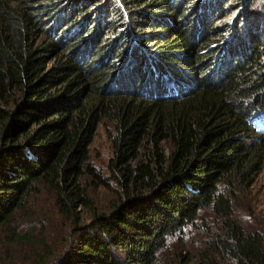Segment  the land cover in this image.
<instances>
[{"label": "trees", "instance_id": "trees-1", "mask_svg": "<svg viewBox=\"0 0 264 264\" xmlns=\"http://www.w3.org/2000/svg\"><path fill=\"white\" fill-rule=\"evenodd\" d=\"M263 8L0 0V228L15 233L16 214L44 189L79 230L46 264H157L210 208L222 226L203 221L198 264H264V235L236 220L232 195L264 174ZM104 121L114 129L109 174L122 191L79 226L75 208L92 209L83 181L108 185L89 160Z\"/></svg>", "mask_w": 264, "mask_h": 264}, {"label": "rangeland", "instance_id": "rangeland-1", "mask_svg": "<svg viewBox=\"0 0 264 264\" xmlns=\"http://www.w3.org/2000/svg\"><path fill=\"white\" fill-rule=\"evenodd\" d=\"M260 4L262 5L260 2L257 7L261 11ZM235 14L236 12L233 13V16ZM226 21L232 20L227 17L223 23ZM161 82L159 81L160 85L170 88L171 84L165 76H162ZM149 87L152 91L155 88L152 84H149ZM113 132L111 123L102 122L89 147V160L106 176L104 180H107L108 185L91 177L83 181V185L87 187V196L91 200L92 209L85 203H81L75 208V214L80 219L79 226L89 222L94 209L108 212L122 191L116 180L110 177L108 170L109 160L113 154V144L109 135ZM164 145L168 153L170 145L168 143ZM233 188L236 220L242 223L246 229L258 230L264 235V174H255L246 182ZM28 201L27 208L16 214L15 233L0 228V264H34L40 260L38 254L43 257L47 256L46 264L53 259L51 256L53 253L59 254L64 250L74 241L77 232H79V230L74 231L73 229L71 233L72 225L75 223L72 220L73 214L63 215L61 213L54 193L41 189L40 192H34ZM201 217L198 224L189 228L183 238L174 237L169 240L166 248L160 253L157 264H198L196 254L202 246L203 236H205L203 221L217 231L222 226L221 218L216 217L210 208L203 211ZM15 227L16 225L13 224L12 228ZM16 233L20 234V237L14 238ZM27 234L30 236V240L26 239ZM49 250L51 253H48ZM180 253L183 255L188 253L190 261L185 263L180 260V256H178Z\"/></svg>", "mask_w": 264, "mask_h": 264}]
</instances>
